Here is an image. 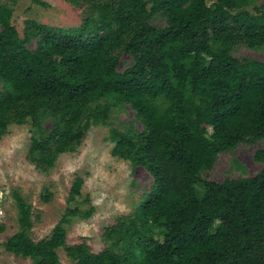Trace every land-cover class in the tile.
<instances>
[{
	"label": "trees",
	"instance_id": "16d2710c",
	"mask_svg": "<svg viewBox=\"0 0 264 264\" xmlns=\"http://www.w3.org/2000/svg\"><path fill=\"white\" fill-rule=\"evenodd\" d=\"M64 1L88 6L79 28L31 22L22 37L16 0H0V140L30 122L29 160L47 171L78 150L91 125L112 126L113 109L129 106L143 128L111 129L112 154L146 169L154 184L133 215L106 229L100 253L67 245L66 226L95 212L81 208L83 178L39 242L33 206L13 189L19 230L5 251L34 264H61V248L74 264H264V169L222 183L203 178L222 153L264 141V63L233 55L241 45L264 48V5L251 12L259 0ZM158 18L166 25H155ZM124 54L133 62L122 72ZM255 159L264 163V149Z\"/></svg>",
	"mask_w": 264,
	"mask_h": 264
},
{
	"label": "rangeland",
	"instance_id": "374dc122",
	"mask_svg": "<svg viewBox=\"0 0 264 264\" xmlns=\"http://www.w3.org/2000/svg\"><path fill=\"white\" fill-rule=\"evenodd\" d=\"M3 3L7 0H1ZM16 0L13 24L22 37L28 23L48 25L60 30L79 28L90 11L87 5L72 6L64 0ZM214 0H209L212 4ZM11 3V2H8ZM264 5L259 0L248 10ZM157 26H165L162 18L154 21ZM37 47L36 41L29 45ZM233 55L240 59H254L264 63V48L252 50L245 45L235 48ZM132 58L124 54L120 71L132 64ZM113 125H91L83 144L75 153L61 156L55 167L42 171L29 160L31 144V123L9 128L6 136L0 140V264H34L31 259L8 253L3 243L19 230L18 210L12 198V190H21L22 195L32 204L35 227L32 239L39 242L51 236L53 229L66 214L70 190L77 178L85 181L81 208H95L90 219H72L66 226L67 245L87 243L94 253L108 248L105 240L106 229L113 226L121 217L133 215L146 194L151 190L154 179L144 168L133 167L128 161L116 158L112 151L115 144L110 140L111 129L124 128L134 124L138 130L143 126L136 121L135 111L129 106L113 109ZM212 135V129H209ZM264 149V141L257 145L241 144L234 151L222 153L213 170L203 175L204 179L222 183L227 179L252 178L264 169V163L255 159L257 151ZM202 195L203 189L199 188ZM50 194V201L45 196ZM89 199V200H87ZM75 207V203L71 204ZM61 264H74L66 250L58 251Z\"/></svg>",
	"mask_w": 264,
	"mask_h": 264
}]
</instances>
